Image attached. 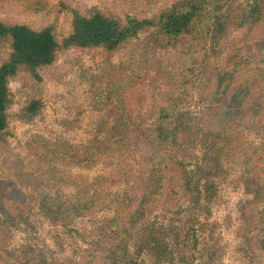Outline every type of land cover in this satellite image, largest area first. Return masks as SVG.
I'll return each instance as SVG.
<instances>
[{"label":"trees","instance_id":"trees-1","mask_svg":"<svg viewBox=\"0 0 264 264\" xmlns=\"http://www.w3.org/2000/svg\"><path fill=\"white\" fill-rule=\"evenodd\" d=\"M64 26L67 32L59 38L52 25L31 29L0 17V42L7 45L0 63V163L13 107L11 83L35 91L22 109L32 119L42 109L44 83L64 54L110 59L149 40L147 48L166 51L174 71L153 102H98L101 108L109 104L117 119L104 139L106 149L98 147L108 173L99 177L94 193L43 202L45 212L69 225L110 212L76 260L50 263L1 244L8 239L2 214L22 218L26 205L0 183V264H133L141 255L155 264L172 263L166 239L172 235L191 240L177 251L183 264H192L200 243L196 226L204 227L199 217L208 214L216 197L208 166H220L231 153L234 163L244 165V188L253 195L241 215L245 264H264V0H166L134 17L69 10ZM230 32V46L221 56ZM206 81H211L208 91L198 103L207 115L192 122L187 109L195 103L198 84ZM188 147L199 153L195 164ZM122 182L128 188L114 191ZM156 216L170 223L157 227Z\"/></svg>","mask_w":264,"mask_h":264},{"label":"rangeland","instance_id":"rangeland-1","mask_svg":"<svg viewBox=\"0 0 264 264\" xmlns=\"http://www.w3.org/2000/svg\"><path fill=\"white\" fill-rule=\"evenodd\" d=\"M165 1L0 0V17L10 18L31 29L52 25L62 38L67 32L64 20L69 10L93 9L134 17L144 11H154ZM232 37L230 32L221 47V56L230 46ZM149 44V40H140L133 50L110 59L97 53L64 54L58 68L44 83L43 106L32 119L25 118L22 109L35 91L11 83L14 98L9 111L7 149L0 163V183L9 193L16 191L22 196L26 214L22 218L2 214L8 224V239L2 241V245L14 253H33L50 263H57L76 260L95 236L110 212L103 211L95 218H80L69 225L45 212L43 202L61 196L74 197L83 190L96 192L99 177L110 169L100 159L98 147L101 144L106 149L104 139L117 120L109 104L101 108L98 102H153L174 71L175 65L168 61L166 51L148 49ZM5 51L7 45L0 42V63ZM210 82L197 86L195 103L187 109L192 122L198 123L207 115L205 105L198 102L208 91ZM85 148L86 154L80 153ZM186 152L195 156L190 161L195 164L199 159L196 148L188 147ZM234 159L235 155L231 153L220 166L214 165V169L208 166L216 197L208 205V214L199 217L204 227L196 226L200 243L191 253L192 264L246 262L241 215L253 201V195L244 188L247 183L244 165L234 163ZM127 188L128 184L122 182L114 191ZM168 223L160 216L155 217L157 227L165 228ZM164 234L167 236L166 230ZM166 239L173 254L172 263L161 264H183L177 249L187 246L191 240L179 241L174 235ZM133 260V264H155L145 255L135 256Z\"/></svg>","mask_w":264,"mask_h":264}]
</instances>
